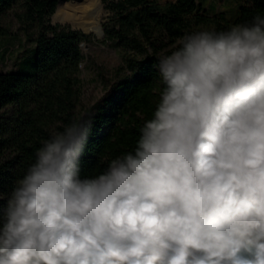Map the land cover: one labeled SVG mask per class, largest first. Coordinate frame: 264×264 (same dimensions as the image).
Masks as SVG:
<instances>
[{
	"label": "clouds",
	"instance_id": "9594fccd",
	"mask_svg": "<svg viewBox=\"0 0 264 264\" xmlns=\"http://www.w3.org/2000/svg\"><path fill=\"white\" fill-rule=\"evenodd\" d=\"M157 67L133 150L82 176L78 117L0 189V264H264V15L186 33Z\"/></svg>",
	"mask_w": 264,
	"mask_h": 264
},
{
	"label": "trees",
	"instance_id": "16d2710c",
	"mask_svg": "<svg viewBox=\"0 0 264 264\" xmlns=\"http://www.w3.org/2000/svg\"><path fill=\"white\" fill-rule=\"evenodd\" d=\"M15 1L0 0V17ZM21 1L23 10L16 17L23 24H35L37 34L27 61L32 73L0 72V107L13 105L19 114L8 132L0 125V147L15 152L12 174L0 166V186L6 176L14 182L24 174L36 150L51 136L47 129L52 124L58 123L56 131H62L78 117L92 121L80 158L81 175L102 172L111 159L135 148L141 126L153 114L163 87L157 67L160 55L175 48L186 33L226 30L233 24L250 23L257 14L264 15V0H242L233 21L223 15L209 16L196 0H101L109 13L102 24L104 38L127 54L128 64L136 72L118 82L93 107L73 114V86L82 59L80 44L89 36L49 24L59 0ZM131 51L134 54L129 55Z\"/></svg>",
	"mask_w": 264,
	"mask_h": 264
},
{
	"label": "rangeland",
	"instance_id": "374dc122",
	"mask_svg": "<svg viewBox=\"0 0 264 264\" xmlns=\"http://www.w3.org/2000/svg\"><path fill=\"white\" fill-rule=\"evenodd\" d=\"M99 1L101 5L99 25L103 30L102 24L109 13L103 9L101 0ZM154 1L166 3L175 0ZM196 1L203 5L205 13L209 16L223 15L230 21L235 19L238 14V6L243 3L242 0ZM22 10V1L16 0L13 6L0 17V72L24 71L25 73H32V67L27 64V61L33 54L37 26L35 24H23L17 19L16 14L21 13ZM53 13L49 17L50 25L76 30L89 36L88 40L80 44L82 59L78 65L76 81L73 86L72 112L73 114H80L85 109L93 107L104 95L111 92L118 82L132 78L136 69L129 66L127 54L124 51L117 47L114 42L105 40L104 33L95 36L93 33H86L81 29L73 28L68 23L56 22L53 20ZM171 46L168 45L167 48H171ZM128 54L134 53L131 51ZM18 117L19 114L15 106L0 107V125L3 126L5 132L14 126ZM57 124H52L47 129L49 134L56 131ZM14 156L15 152L12 148L0 147V166L6 174H12L11 162ZM12 186L13 181H10L6 176V182L0 186V189L7 194Z\"/></svg>",
	"mask_w": 264,
	"mask_h": 264
},
{
	"label": "bare ground",
	"instance_id": "6f19581e",
	"mask_svg": "<svg viewBox=\"0 0 264 264\" xmlns=\"http://www.w3.org/2000/svg\"><path fill=\"white\" fill-rule=\"evenodd\" d=\"M89 6H92L89 8ZM101 5L99 0H61L59 1L53 20L60 23H68L73 28L81 29L86 33L99 36V14Z\"/></svg>",
	"mask_w": 264,
	"mask_h": 264
},
{
	"label": "water",
	"instance_id": "95a60500",
	"mask_svg": "<svg viewBox=\"0 0 264 264\" xmlns=\"http://www.w3.org/2000/svg\"><path fill=\"white\" fill-rule=\"evenodd\" d=\"M59 1H61V0H59ZM59 1H58V3H59ZM58 3L56 4V7H57ZM100 33H101V35L103 34V30L102 29H101Z\"/></svg>",
	"mask_w": 264,
	"mask_h": 264
}]
</instances>
